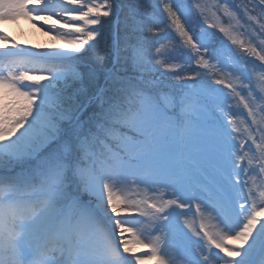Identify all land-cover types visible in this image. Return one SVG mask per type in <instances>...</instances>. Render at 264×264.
<instances>
[{"label": "snow or ice", "instance_id": "6c2138e0", "mask_svg": "<svg viewBox=\"0 0 264 264\" xmlns=\"http://www.w3.org/2000/svg\"><path fill=\"white\" fill-rule=\"evenodd\" d=\"M145 5L0 0V264L264 257V0Z\"/></svg>", "mask_w": 264, "mask_h": 264}, {"label": "bare ground", "instance_id": "6f19581e", "mask_svg": "<svg viewBox=\"0 0 264 264\" xmlns=\"http://www.w3.org/2000/svg\"><path fill=\"white\" fill-rule=\"evenodd\" d=\"M0 28L8 33L18 42L25 45H64L63 40L54 39L53 35L46 31H42L40 27L33 24L25 18H20L18 21H3L0 22Z\"/></svg>", "mask_w": 264, "mask_h": 264}, {"label": "trees", "instance_id": "16d2710c", "mask_svg": "<svg viewBox=\"0 0 264 264\" xmlns=\"http://www.w3.org/2000/svg\"><path fill=\"white\" fill-rule=\"evenodd\" d=\"M125 4L128 6H131L133 8H141V7L146 6L145 0H127ZM127 12H128V8L125 7L124 11L120 15V23L117 26V34H118V37L121 38V40L119 41L121 48H123V46H124V37L125 36L131 37V35H132L130 28L125 27V17L127 15ZM129 23H130V21H129ZM111 37H112V26L110 25L109 29H108L107 49H106L107 59L109 62H110V52H111V49L109 48V46H110Z\"/></svg>", "mask_w": 264, "mask_h": 264}, {"label": "rangeland", "instance_id": "374dc122", "mask_svg": "<svg viewBox=\"0 0 264 264\" xmlns=\"http://www.w3.org/2000/svg\"><path fill=\"white\" fill-rule=\"evenodd\" d=\"M127 0H122L123 3H126ZM126 37V36H125ZM125 37H124V42H125ZM129 37V36H128ZM101 82V81H100ZM264 259V257H261L259 254L256 256V264H260V261Z\"/></svg>", "mask_w": 264, "mask_h": 264}]
</instances>
